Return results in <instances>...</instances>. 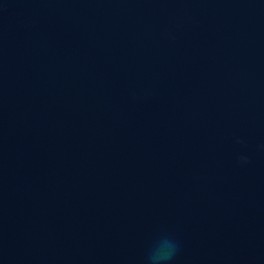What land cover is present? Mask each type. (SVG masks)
I'll return each instance as SVG.
<instances>
[{
    "label": "water",
    "instance_id": "water-1",
    "mask_svg": "<svg viewBox=\"0 0 264 264\" xmlns=\"http://www.w3.org/2000/svg\"><path fill=\"white\" fill-rule=\"evenodd\" d=\"M0 264H264V0H0Z\"/></svg>",
    "mask_w": 264,
    "mask_h": 264
},
{
    "label": "clouds",
    "instance_id": "clouds-1",
    "mask_svg": "<svg viewBox=\"0 0 264 264\" xmlns=\"http://www.w3.org/2000/svg\"><path fill=\"white\" fill-rule=\"evenodd\" d=\"M174 245L171 243L167 249L158 250L156 255L153 257L154 260H165L171 257L172 249Z\"/></svg>",
    "mask_w": 264,
    "mask_h": 264
}]
</instances>
